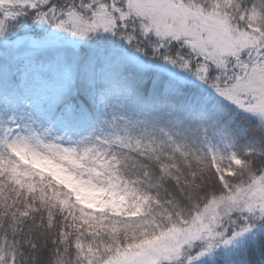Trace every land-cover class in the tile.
<instances>
[{
  "label": "snow or ice",
  "instance_id": "1",
  "mask_svg": "<svg viewBox=\"0 0 264 264\" xmlns=\"http://www.w3.org/2000/svg\"><path fill=\"white\" fill-rule=\"evenodd\" d=\"M0 264H264V0H0Z\"/></svg>",
  "mask_w": 264,
  "mask_h": 264
},
{
  "label": "trees",
  "instance_id": "2",
  "mask_svg": "<svg viewBox=\"0 0 264 264\" xmlns=\"http://www.w3.org/2000/svg\"><path fill=\"white\" fill-rule=\"evenodd\" d=\"M109 42L115 46L119 47L121 42L115 38H109ZM110 51L111 49H101L99 54L90 53L88 45L83 46L78 50L76 54L78 57V65L75 70V86L78 88L77 97L74 98L76 102L82 99L90 100L91 104L85 109L81 108V112L70 113L67 115L64 110L55 107L56 113H61L67 116V124L64 125V130L75 133V139H79L81 135H89L95 130V134L100 135L103 131H108L107 126L103 125L101 122L103 120V109L100 105V111L98 106V98L96 93V86L90 82L102 79L109 74V66L104 60V51ZM66 57L69 60L73 59V52L71 50L66 51ZM89 63H94L95 67L92 70L91 78L89 75L88 65ZM111 75L119 80H133L136 78V70L132 66L126 65H113ZM153 71H157L153 69ZM48 78V74H46Z\"/></svg>",
  "mask_w": 264,
  "mask_h": 264
},
{
  "label": "rangeland",
  "instance_id": "3",
  "mask_svg": "<svg viewBox=\"0 0 264 264\" xmlns=\"http://www.w3.org/2000/svg\"><path fill=\"white\" fill-rule=\"evenodd\" d=\"M47 78V76H46ZM95 83H92L93 85H98L101 81L100 80H97V81H94ZM73 99L77 97V92H78V88L77 86H75V83L73 84ZM99 102V100H98ZM100 103H98V106H99V111H100ZM55 110V107H51V108H46L45 111L47 112L48 114V118L49 119H55L58 123V126H59V130H58V135H61V136H66V137H71L73 140H76L75 139V136L76 134L73 133L71 134L70 132L68 131H65L64 130V125L67 124V116L65 115V113L68 115L70 113L69 110H64L63 112H65L64 114L61 115V113H56V111L53 113V111ZM68 141L65 140V143H67Z\"/></svg>",
  "mask_w": 264,
  "mask_h": 264
},
{
  "label": "clouds",
  "instance_id": "4",
  "mask_svg": "<svg viewBox=\"0 0 264 264\" xmlns=\"http://www.w3.org/2000/svg\"><path fill=\"white\" fill-rule=\"evenodd\" d=\"M99 103L102 105V103H103L102 99H101V100H99Z\"/></svg>",
  "mask_w": 264,
  "mask_h": 264
}]
</instances>
